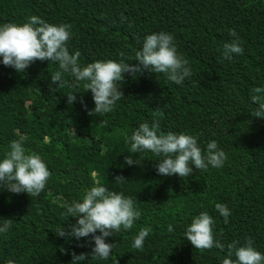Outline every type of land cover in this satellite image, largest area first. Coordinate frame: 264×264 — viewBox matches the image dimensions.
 Segmentation results:
<instances>
[{
	"label": "trees",
	"instance_id": "16d2710c",
	"mask_svg": "<svg viewBox=\"0 0 264 264\" xmlns=\"http://www.w3.org/2000/svg\"><path fill=\"white\" fill-rule=\"evenodd\" d=\"M33 15L71 26L67 48L81 53V67L134 63L147 35L167 32L193 75L177 85L161 73H125L124 97L111 112L90 116L95 104L84 82L65 74V86L51 84L58 63L38 60L17 72L0 57V160L11 141L23 139L26 154H38L51 173L37 197L0 188V225L13 221L0 234V264H70L73 251L86 254L80 264H222L229 243L243 246L248 239L264 254V118L253 116L250 99L253 88H264V0H0V26ZM230 30L244 52L226 60L223 45L235 39ZM70 93L77 96L71 105ZM153 120L164 133L196 137L204 154L215 141L227 155L223 167L193 168L186 178L159 175L164 157L133 154L129 143L141 123ZM126 156L136 163L127 165ZM93 186L132 198L141 213L131 229L105 238L115 243L107 260L90 255L91 235H56L61 226L70 231L72 202H82ZM57 202L70 214L52 206ZM217 203L230 210L228 223ZM201 212L215 221L213 234L224 250L201 252L185 239ZM144 227L152 232L141 251L132 244Z\"/></svg>",
	"mask_w": 264,
	"mask_h": 264
},
{
	"label": "clouds",
	"instance_id": "9594fccd",
	"mask_svg": "<svg viewBox=\"0 0 264 264\" xmlns=\"http://www.w3.org/2000/svg\"><path fill=\"white\" fill-rule=\"evenodd\" d=\"M70 28L68 24H49L35 15L21 25L7 23L0 26V57L3 65L12 67L17 72H24L38 60L58 63L59 70L51 76V84L65 86V74L74 77L77 82H84L85 91H91L95 104L93 109L88 110L90 116L111 112L117 101L124 97L120 89L125 73L133 77L143 72L161 73L177 85L193 75L189 61L178 53L174 37L167 32L147 35L142 49L135 53L134 63H126L123 59L120 62L107 60L81 67L78 62L81 53H70L67 48L72 36ZM229 35L235 39L223 45L222 56L226 60L233 59L234 54L242 55L244 52L235 30H230ZM120 56L124 57L125 53L121 52ZM252 93L251 102L257 106L253 116L264 118V88L255 87ZM76 100V93L67 96L69 105ZM23 143V139L11 141L10 151L0 160V188L15 194L27 193L30 197H37L44 191L51 173L38 154H26ZM129 143L133 154L151 152L164 157L156 165L157 173L162 176L177 175L186 178L192 174L193 168L207 170L209 165L220 168L227 160L226 153L218 148L215 141L207 144L204 154L196 137L184 133H164L158 120H153L151 124L141 123L131 134ZM125 163L132 166L136 162L132 157L126 156ZM115 179L124 178L118 176ZM215 208L224 217V222L228 223L231 212L227 206L217 203ZM70 211L76 214L72 216L76 218V223L68 225L70 231L67 232L61 226L56 235L66 239L74 237L76 240L91 235L94 247L90 255L100 260H107L115 246V243L106 242L105 238L122 229H131L141 216L132 198L110 191L104 186L91 187L83 196L82 202H72ZM12 223L11 219H3L0 234L7 233ZM214 223L207 212H201L187 227L185 239L201 252L214 247L224 250L225 246L214 237ZM168 231H173L172 225L168 226ZM151 232V227L141 228L132 247L142 251L144 241ZM238 244L239 241H233L227 245V257L222 264H264V254L253 247L250 239L243 246ZM71 256L70 264H80L86 259L85 253L77 255L73 251ZM8 264L14 262L9 260Z\"/></svg>",
	"mask_w": 264,
	"mask_h": 264
},
{
	"label": "rangeland",
	"instance_id": "374dc122",
	"mask_svg": "<svg viewBox=\"0 0 264 264\" xmlns=\"http://www.w3.org/2000/svg\"><path fill=\"white\" fill-rule=\"evenodd\" d=\"M53 207L55 208H60L63 210V212L65 213V215H69L70 214V211L68 209H66L64 206H62L60 203H54L52 204Z\"/></svg>",
	"mask_w": 264,
	"mask_h": 264
}]
</instances>
